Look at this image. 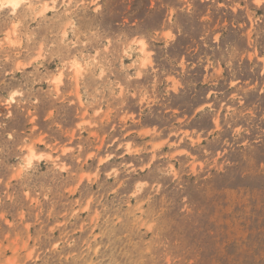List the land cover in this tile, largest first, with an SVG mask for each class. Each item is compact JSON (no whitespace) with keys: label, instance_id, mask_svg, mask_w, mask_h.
Segmentation results:
<instances>
[{"label":"clouds","instance_id":"obj_1","mask_svg":"<svg viewBox=\"0 0 264 264\" xmlns=\"http://www.w3.org/2000/svg\"><path fill=\"white\" fill-rule=\"evenodd\" d=\"M0 264H264V0H0Z\"/></svg>","mask_w":264,"mask_h":264},{"label":"rangeland","instance_id":"obj_2","mask_svg":"<svg viewBox=\"0 0 264 264\" xmlns=\"http://www.w3.org/2000/svg\"><path fill=\"white\" fill-rule=\"evenodd\" d=\"M195 38V34H191L189 39H179L177 41V45L175 46V51L177 53H182L184 51L185 46L191 44V39ZM197 79L199 78L198 76L196 77Z\"/></svg>","mask_w":264,"mask_h":264}]
</instances>
